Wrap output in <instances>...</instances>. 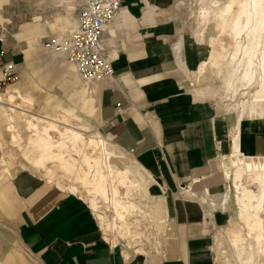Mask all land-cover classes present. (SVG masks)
Wrapping results in <instances>:
<instances>
[{
    "label": "crops",
    "instance_id": "0c3cea01",
    "mask_svg": "<svg viewBox=\"0 0 264 264\" xmlns=\"http://www.w3.org/2000/svg\"><path fill=\"white\" fill-rule=\"evenodd\" d=\"M37 1L0 0V7L8 5L11 10L0 13V25L7 31L0 32V65L7 60L26 63L21 79L5 94L14 89L15 101L20 96L23 105L37 104V111L17 104L18 114L66 118L71 125L97 131L114 147L129 152L140 170L141 184L147 186L152 210L148 216L163 219L161 230L156 228L160 231L157 245L167 220L168 226L164 242L156 250L124 252L122 244L102 238L98 220L84 198L26 168L11 172L10 159L0 157L6 162L0 163V210L6 217L16 218V202L20 203V243L38 264H216L211 232L228 218L222 209L225 179L213 166V159L224 148L230 150L226 157L232 153L234 134L244 154L264 157V120L239 122L236 114L232 126L233 117L218 114L215 105L203 99L218 98L220 88L210 79L215 72L201 78L197 74L200 65L209 60L210 50L207 53L204 42L182 27L176 13L184 3L176 8L177 0H121L102 36L114 72L93 81L78 76L62 52L43 50L39 45L46 30L63 35L76 26L72 8L76 3L77 13L79 0H56L65 3L67 11L57 12L44 24L40 18L58 11L60 5L39 0L38 7ZM25 15L34 19L12 31L11 21L1 18ZM37 61L43 63L40 69L54 76L51 84L66 89L72 101L76 99L73 103L42 93L32 83L29 69H35ZM196 74L198 98L189 88ZM93 113L98 126L90 120ZM16 260L15 252H1L0 246V264H15Z\"/></svg>",
    "mask_w": 264,
    "mask_h": 264
},
{
    "label": "bare ground",
    "instance_id": "6f19581e",
    "mask_svg": "<svg viewBox=\"0 0 264 264\" xmlns=\"http://www.w3.org/2000/svg\"><path fill=\"white\" fill-rule=\"evenodd\" d=\"M211 15L216 18L219 31L227 34L233 41L229 66L237 62L236 67L229 71L225 78V85L234 92L232 77L237 71L241 72V81H246L248 87L256 85L249 99L240 100L236 104L234 109L237 111L238 121H263L264 0H224L216 9H201L198 14L202 23H206ZM209 40L213 41V37H209ZM50 48L64 54L60 49ZM224 57V53L213 51L209 60L200 65L197 72L199 78L207 75L211 67L219 68ZM66 61L75 66L67 58ZM78 74L84 80L92 79L79 72ZM12 91L13 93L8 92L5 97L8 103L15 102L14 94L17 95V92L14 89ZM22 101L30 102L24 98ZM12 107L11 112L15 113L16 106ZM14 113L5 117L6 130L11 145L22 151L29 168L60 188L71 192L82 188L90 196L88 202L99 220L104 240H109V233L113 234L112 244L117 242V237H128L131 230L126 221L127 217L137 210L140 211L139 205L133 201V193L139 190L142 184L130 167L114 165L115 159L122 163L123 157L109 147V143L99 132H92L83 125L74 127L75 125H70L66 118H48L34 114L28 117L22 111L19 117ZM19 120L25 123L29 132L25 137L17 123ZM86 132L90 133L86 135ZM1 137L0 134V146ZM238 138L237 134L232 136L233 151L229 156L222 158L227 159L229 165L223 162L220 165L223 177L234 181V199L238 208V225L233 226L226 236L240 264H255L258 257L264 256V224L261 217L264 205V157L244 154L238 147ZM0 163L6 164L1 159ZM65 179L68 181L66 186L63 182ZM250 184H255L257 191L251 189ZM228 196L226 192L224 206L228 202ZM100 200L110 209V218L100 212ZM252 244L254 247L247 251V247Z\"/></svg>",
    "mask_w": 264,
    "mask_h": 264
},
{
    "label": "rangeland",
    "instance_id": "374dc122",
    "mask_svg": "<svg viewBox=\"0 0 264 264\" xmlns=\"http://www.w3.org/2000/svg\"><path fill=\"white\" fill-rule=\"evenodd\" d=\"M223 1L224 0H177L176 1V8L179 7L182 3H184L185 6L184 7L182 6L181 12L176 13V14L178 16L180 23L182 24V27H184L186 30L191 32L193 35L195 34L199 41L204 42V45L207 49V53H209V50H210V55L212 54L213 51L224 53L225 57L222 60L220 67L217 68V67L213 66L209 69V73H213V72L216 73V74L215 73L210 74L211 75L210 79L216 87L218 86L220 88L219 93H218V98L217 97L216 98L215 97L214 98L213 97H203V99L210 100L215 105V107L217 108L218 114H221L222 116L225 115L226 118L233 117V120H232V126H233V122H234L235 116L237 114V111L234 109L236 107V104L240 100H246L247 98L249 99V97H251L250 95H252V93L254 92L256 85L254 84V85L248 87V85L246 84V81H241V78H240L241 72L240 71H237V73H234L233 77H232V86L234 87V92L231 91L230 87H227L225 85V83H224L225 78L227 77L229 71L233 70L236 67V62H237L236 61L233 63V65L229 66L230 52H231L232 47H233V41L231 40V38L227 34H225V33L223 34L219 31V28L216 26L217 20L213 15H211L207 19L206 23H202L201 20H199L198 14H199V11L201 9H210V8L216 9L218 5L223 3ZM37 2H38L37 4L39 7V5H40L39 0ZM49 3L53 4V5H60V9L58 11L57 10L52 11L49 16L41 17L42 20L40 18V22L42 21L43 22L42 24H44L47 20L52 19L57 12L66 13V11H67L65 3H62L60 1L57 2L56 0H50ZM188 5H190V6H188ZM2 10H4V12ZM9 11H11V10L8 9V5L7 6L5 5L4 8L0 7V13L3 12L5 14V13H9ZM72 12H73L74 16L76 17V14H75L76 13V3L73 4ZM1 18L3 19V22H5L6 20L8 22L11 21V23H10L11 24L10 25L11 30H9V31H12V29H15L17 26L21 28V26H20L21 23H23L25 21L30 22L34 19V17L32 15L16 16V17L3 16ZM2 28L3 27L0 25V32L3 31V33H6L7 31L2 29ZM5 28L8 29V26ZM52 37L60 38V37H62V35H57L56 32L46 30V32L42 34V39L40 40V38H39L40 48L43 50L52 49L50 47H54V46L49 42V40ZM209 37H213V41L209 40ZM199 38L202 40H200ZM222 47H224L223 48L224 50L222 49ZM15 63H16V70L18 73L17 78L13 81H10V82H3V81L0 82V94L2 95V100H0V116H1V118H0V134L2 136L1 137L2 146L0 147V151H1L0 157L4 158L6 160L10 159V161H7V162L11 163V172H14L15 170H18L20 168H26V169L32 171L33 173H35L36 175H38L39 177H41L43 179V177L41 176V174L39 172H36V171L32 170L31 168H29V166L22 159L21 153L17 149V147H14L11 145L10 139H9V134L6 131L7 124L5 122L6 121L5 117L8 116V114H10V113H14V112H11V108H13L12 106H16L17 104H20L18 106L21 107L22 109H26L29 111H37L36 110L37 104H34L32 106L31 105H23L21 103L19 97H17V100L14 103H8L7 100L5 99V97L7 96V93L5 94L6 90L10 86H12L14 83H16L18 80L21 79L22 73L25 70L24 66L26 63L24 64L23 59L18 61V62H15ZM35 65H34L36 67L35 69L33 68L32 71L29 69L30 80L32 81V83L37 85L38 89L41 90L42 93L48 92L49 94L54 95V96L58 97L59 99L65 101V102H72L73 103V101L76 100V99H73V101H72V99H70L68 97V93H67L66 89H64L63 87L59 86L56 83L51 84L54 76L48 74L46 70L40 69L43 67L42 66L43 63L41 61H37ZM0 71H1V69H0ZM76 73L79 76L77 71H76ZM196 76H197V74H196ZM1 77H2V74L0 75V78ZM90 80L99 81L101 79H97V80L90 79ZM9 83H12V84H9ZM197 84H198V76L195 79V83L189 85L190 90H192V92L194 93L195 96H196V91H195L194 87ZM14 95H16V94H14ZM227 108L230 110H226ZM54 109H55V107H54ZM60 110H62V109L59 107V111ZM15 114L21 116L20 114H18L16 112V110H15L14 115ZM29 116H31V115H29ZM90 120H91V122L96 123L98 126V120H97L95 113H93L90 116ZM73 122L76 123L78 121L76 119H73ZM20 126L22 129V135L27 136L29 134V132L25 129V124L23 123V121L20 123ZM72 126H74V125H72ZM75 127H77V126L75 125ZM89 133L90 132H86V135H88ZM109 147L111 149H114L120 156L125 157V158L123 157L124 160L122 161V163H120L119 161H117L115 159L114 165L117 167H126V166L130 167L133 174L135 175V177L140 180L141 179L140 174L138 173L139 168L134 166V163L132 162V160L129 157L132 155L127 151H125L126 152L125 153L124 151L119 150L117 147H114L110 143H109ZM230 149H231V144H230ZM222 151L223 152L218 151V154H216V156L213 159L214 160L213 166L215 167V169H218L220 171H222L221 166H220L222 162L225 165H227V164L229 165L228 160L222 159V157H226V155L230 152V150H228L227 148H224V149H222ZM224 154H225V156H223ZM1 160H3V159H1ZM141 172H143V171H141ZM224 179H225V182H224V187H223L222 193L228 192L229 196H228L227 204H225V206L223 205L222 209L226 212L228 220H226V222L224 224L220 225L221 227L217 226V227L212 229V232H211L212 254L214 256V260L216 261V264H240L238 262L236 256H235V254H234V252H233V250L229 244V240L226 236L227 232H229L233 226L238 225V219H237L238 208H237V205H236V202L234 199L235 195H236V191H235L234 181L232 179H228L225 177H224ZM244 180H246V179H244ZM63 182H64L65 186H66V184H68V181L66 179ZM51 184H55V183L52 182ZM249 187L251 189L257 191V186L255 184H250ZM146 188H147V186L144 187V185H142L139 190H137L133 193L134 194L133 195L134 196L133 201L139 205L140 211L137 210L136 212L132 213L131 215H129L127 217L126 221L130 226L131 234L125 238L124 237H117L115 239L117 241L116 242L117 244H120V245L122 244L121 246L123 247L124 252L126 250H128L129 254H131V252H134L135 249L139 250V252L141 251L140 253L143 252L142 248L145 249L146 251H148V249H151V250L155 249L156 250L164 242V238H165L164 233H165L166 228L168 226V220L166 221L165 230L163 231L164 233H162V235L160 237V244L157 245V240H158V237L160 234L159 230H161V228L163 226V223H161V221H163V219L161 217L154 215L157 219L154 218L152 220V218L150 216H148V213L150 211L152 212V210H151V206H150L151 200L147 197ZM63 189L67 190L66 188H63ZM121 189H122L121 193H123L124 190H123V188H121ZM74 193L80 195L89 204L88 199L90 198V196L85 191H83L82 188H78V191L74 192ZM232 196H233V198H232ZM11 198H12V196H11ZM19 206H20V203L17 201L16 202V208L18 211V216L16 218H8L4 214H2V211L0 210V246H1V252L7 251V250L15 252V254L17 256V260H16L15 264H20L18 259H20L22 262L24 261L26 264H38V262L36 261V259L32 255L31 251L27 247L23 246L20 243V240H19L18 235H17V224L19 221ZM89 206H90V204H89ZM99 206L101 208V209H99L100 212H102L103 214H105L107 217L110 218L111 211L102 200L99 201ZM262 209L263 210H261V217L263 218V224H264V205H263ZM141 210H143V212H141ZM94 214H95V212H94ZM95 216H96V214H95ZM98 223H99V220H98ZM155 224L157 226L158 225L159 226L156 227ZM156 228H158L159 230L156 231ZM100 231H101V229H100ZM101 233H102V231H101ZM111 234L112 233L108 234L109 240H107V241L112 244L111 239H113L112 238L113 234L112 235ZM156 245H157V248H155ZM252 247H254L253 244L250 247H247V251H250L252 249ZM255 264H264V256L258 257L257 261H255Z\"/></svg>",
    "mask_w": 264,
    "mask_h": 264
},
{
    "label": "built area",
    "instance_id": "2783aa9c",
    "mask_svg": "<svg viewBox=\"0 0 264 264\" xmlns=\"http://www.w3.org/2000/svg\"><path fill=\"white\" fill-rule=\"evenodd\" d=\"M120 5L121 0H79L76 26L62 37H52L49 40L56 49L64 52L84 77L102 79L113 74L111 59L105 52L102 36ZM2 53L0 50V57ZM0 69V82H10L18 76L16 63L11 60L4 61Z\"/></svg>",
    "mask_w": 264,
    "mask_h": 264
}]
</instances>
